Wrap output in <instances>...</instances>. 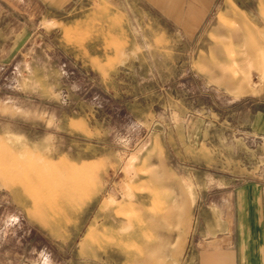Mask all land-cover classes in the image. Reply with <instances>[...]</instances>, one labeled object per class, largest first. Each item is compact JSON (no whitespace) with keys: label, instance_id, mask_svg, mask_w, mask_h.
I'll return each mask as SVG.
<instances>
[{"label":"rangeland","instance_id":"1","mask_svg":"<svg viewBox=\"0 0 264 264\" xmlns=\"http://www.w3.org/2000/svg\"><path fill=\"white\" fill-rule=\"evenodd\" d=\"M234 2L0 0V264H188L203 192L264 181V0Z\"/></svg>","mask_w":264,"mask_h":264},{"label":"crops","instance_id":"2","mask_svg":"<svg viewBox=\"0 0 264 264\" xmlns=\"http://www.w3.org/2000/svg\"><path fill=\"white\" fill-rule=\"evenodd\" d=\"M203 193L193 224L191 211L188 264H264V181L244 178L233 187Z\"/></svg>","mask_w":264,"mask_h":264}]
</instances>
